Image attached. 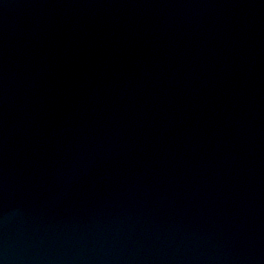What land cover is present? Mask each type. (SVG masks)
I'll list each match as a JSON object with an SVG mask.
<instances>
[{"label":"water","instance_id":"95a60500","mask_svg":"<svg viewBox=\"0 0 264 264\" xmlns=\"http://www.w3.org/2000/svg\"><path fill=\"white\" fill-rule=\"evenodd\" d=\"M0 264H264V0H0Z\"/></svg>","mask_w":264,"mask_h":264}]
</instances>
